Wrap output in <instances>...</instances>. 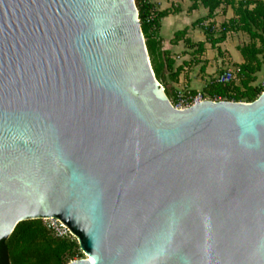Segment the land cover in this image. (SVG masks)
<instances>
[{"label":"water","instance_id":"obj_1","mask_svg":"<svg viewBox=\"0 0 264 264\" xmlns=\"http://www.w3.org/2000/svg\"><path fill=\"white\" fill-rule=\"evenodd\" d=\"M49 217L68 264H264V91L178 109L135 0H0V241Z\"/></svg>","mask_w":264,"mask_h":264},{"label":"trees","instance_id":"obj_2","mask_svg":"<svg viewBox=\"0 0 264 264\" xmlns=\"http://www.w3.org/2000/svg\"><path fill=\"white\" fill-rule=\"evenodd\" d=\"M141 28L145 37L151 64L157 80L165 93L173 100L177 90L170 87L178 82L183 66H177L170 49L163 47L159 34L161 19L171 12L160 10L151 0H135ZM203 5L205 16L196 23L206 36V41L194 43L185 38L187 29L177 31L171 40L173 45L184 40L186 45L196 47L193 61L205 50V43L212 47L226 40L231 31H242L250 37V42L238 46L244 61L237 65L239 71L231 83L222 84L214 80L203 88L210 97L252 102L262 93V89L252 83L264 64V0H193L192 7ZM221 6H231L233 16L217 27L215 17ZM196 92V91H193ZM85 257L76 238L58 239L45 226L43 219H28L19 222L6 239L0 241V264H68Z\"/></svg>","mask_w":264,"mask_h":264},{"label":"crops","instance_id":"obj_3","mask_svg":"<svg viewBox=\"0 0 264 264\" xmlns=\"http://www.w3.org/2000/svg\"><path fill=\"white\" fill-rule=\"evenodd\" d=\"M155 6L160 9H170L171 12L161 19V26L159 34L165 49H170L172 57L176 60L177 66H183V70L179 75L178 82L173 84V90H190L203 91L207 83L212 81L214 77L222 70L228 67H237L238 64L244 61L241 52L237 45L233 51L229 48L230 36L243 33L242 31H231L227 34L226 40L212 47L209 42L205 43L204 52L193 61L194 51L196 47L186 45L184 40L173 45L171 43L175 33L180 30L187 29L185 38L197 43L206 41V36L201 27V24L196 23L198 18L206 15L207 9L203 5L193 8V0H151ZM233 16V9L231 6H221L215 17L217 26L225 21H228ZM228 39V41H227ZM227 43L225 44V42ZM213 50L210 56L208 51ZM238 51L241 55L238 54ZM260 73H264V64L262 70L257 73V80ZM253 82L256 85L257 82Z\"/></svg>","mask_w":264,"mask_h":264},{"label":"built area","instance_id":"obj_4","mask_svg":"<svg viewBox=\"0 0 264 264\" xmlns=\"http://www.w3.org/2000/svg\"><path fill=\"white\" fill-rule=\"evenodd\" d=\"M238 71H239L238 67H228L222 70L221 72H219L212 80L222 84L231 83L233 80L236 79V74ZM256 82H257L256 86L260 87L263 92L264 76ZM205 100L221 101V100H229V99H223L219 96L210 97L209 95L205 94L203 91L193 92L190 90L179 89L177 90L175 100L174 101L171 100V102L178 109H186ZM229 101H236V100L230 99ZM43 221L45 226L49 229V231L54 237L58 239L75 238V236L72 234L70 229L65 224H63L58 218H54V217L43 218Z\"/></svg>","mask_w":264,"mask_h":264},{"label":"rangeland","instance_id":"obj_5","mask_svg":"<svg viewBox=\"0 0 264 264\" xmlns=\"http://www.w3.org/2000/svg\"><path fill=\"white\" fill-rule=\"evenodd\" d=\"M219 26H217V27H219ZM230 38L231 39L229 41V48L231 49V51H233L237 45H245V44L250 42V37L245 33H240L237 36L236 35L230 36ZM227 41H228V39H227ZM227 41L225 42V44L227 43ZM212 51L213 50H211V49L208 51V56H210ZM238 54L241 55L239 51H238ZM258 76L261 79L264 76V73H260ZM175 97L176 96L173 97V100H175Z\"/></svg>","mask_w":264,"mask_h":264}]
</instances>
